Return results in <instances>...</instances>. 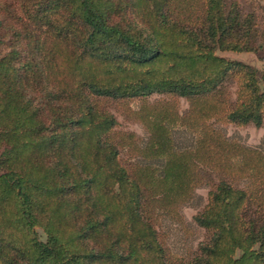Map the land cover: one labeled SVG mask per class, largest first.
<instances>
[{"label": "trees", "instance_id": "16d2710c", "mask_svg": "<svg viewBox=\"0 0 264 264\" xmlns=\"http://www.w3.org/2000/svg\"><path fill=\"white\" fill-rule=\"evenodd\" d=\"M258 38L237 0H0V264H264V191L225 176L204 183L196 256L171 255L158 226L208 167L264 183V150L209 124L263 122L264 69L218 54ZM153 94L190 102L195 141L157 117L126 161L101 101Z\"/></svg>", "mask_w": 264, "mask_h": 264}, {"label": "rangeland", "instance_id": "374dc122", "mask_svg": "<svg viewBox=\"0 0 264 264\" xmlns=\"http://www.w3.org/2000/svg\"><path fill=\"white\" fill-rule=\"evenodd\" d=\"M237 1L244 13L252 12L255 14L259 30L258 41L262 48L256 52L218 51V54L230 60L245 62L258 71H262L264 69V0ZM235 89V82L228 79L225 82L224 95L234 99ZM101 103L104 108L114 114L119 122L116 127L117 138H121L130 144V146H124L121 152V156L126 161L137 162L142 160L143 153L139 149L135 150V145H131V143L137 144L142 149L151 138L156 126L153 119L157 117L173 118L176 121L181 118L182 120L178 124L171 126L173 141H177L181 145H190L195 141L193 128L190 127L189 121L190 102L184 97L171 94H153L146 97L127 99L105 98ZM209 124L218 129L229 141L248 148H261L264 150V120L260 125L253 123L238 125L235 123H221L212 119ZM204 171L202 172L207 180L205 179L203 184L196 188L193 199L182 206L180 222L165 217L159 219L158 226L161 240L173 256L185 259L196 256L199 242L209 236L208 232L194 221V216L207 202L210 185L204 183H207V181H209V184L214 183L221 176H225L236 185L249 186L258 192L264 191V183L262 180L257 181V175L247 180L240 177V172L231 174L221 169L211 170L209 167ZM41 237L43 238V235Z\"/></svg>", "mask_w": 264, "mask_h": 264}]
</instances>
